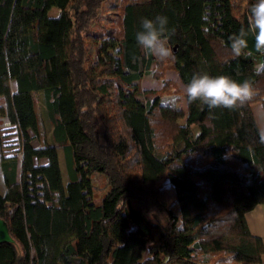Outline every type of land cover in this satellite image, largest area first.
Returning <instances> with one entry per match:
<instances>
[{"label": "trees", "instance_id": "trees-1", "mask_svg": "<svg viewBox=\"0 0 264 264\" xmlns=\"http://www.w3.org/2000/svg\"><path fill=\"white\" fill-rule=\"evenodd\" d=\"M252 3L0 0V117L18 141V153L0 150V219L14 239L0 244V264H220L225 253L264 264V240L246 220L264 205V140L252 109L264 110V51L248 31ZM157 15L168 18L164 59L135 39L141 20ZM241 29L247 44L234 55L230 38ZM170 71L184 85L201 71L247 79L254 94L231 109L185 94V112L142 88L170 86ZM38 94L44 147L33 144ZM96 173L108 182L101 203ZM165 174L177 209L157 187Z\"/></svg>", "mask_w": 264, "mask_h": 264}, {"label": "clouds", "instance_id": "clouds-1", "mask_svg": "<svg viewBox=\"0 0 264 264\" xmlns=\"http://www.w3.org/2000/svg\"><path fill=\"white\" fill-rule=\"evenodd\" d=\"M168 25V18L157 15L155 18H143L140 30L135 34L136 43L147 53L160 59L170 55V49L163 40V33ZM248 31L253 34L255 47L264 51V0H254L249 9ZM246 33L241 29L230 38V48L234 55H239L246 47ZM156 65H153V71ZM190 101H199L208 108H233L242 105L254 94L250 80L238 81L228 75H211L208 72H196L184 87ZM206 259L202 257L201 260ZM220 264H235V254L225 253Z\"/></svg>", "mask_w": 264, "mask_h": 264}, {"label": "rangeland", "instance_id": "rangeland-1", "mask_svg": "<svg viewBox=\"0 0 264 264\" xmlns=\"http://www.w3.org/2000/svg\"><path fill=\"white\" fill-rule=\"evenodd\" d=\"M110 9V7L108 8ZM59 11L57 9H52L50 16L57 17ZM166 80L171 82L170 86H166L164 81H144L142 83V88L144 90H153L162 98H165L167 102L172 103L180 107L185 112L187 111V104L185 99L184 87L177 76L173 71L166 73ZM35 112L38 120V137L33 141L35 147H44L48 144L49 139V128L47 127L43 112L42 104L40 101V94L36 95L35 98ZM253 112L257 120L258 126L260 128L262 138L264 140V110L261 104H255L253 107ZM17 137L15 135V129H13L9 124L6 118L0 117V150L4 154L14 155L18 153V143ZM59 157L61 162V167L63 171L64 182L67 184L68 178L65 169L64 154L63 151L59 150ZM93 194L95 197V203H101L102 198L105 194L109 192L107 180L99 173H96L93 176ZM157 187L162 190L165 194L167 204L169 208L177 209V203L175 200V191L174 187L169 181L168 174H165L161 177L160 181L157 184ZM5 192V184L0 177V193ZM160 238L159 233L155 232L153 235V240L156 241Z\"/></svg>", "mask_w": 264, "mask_h": 264}, {"label": "crops", "instance_id": "crops-1", "mask_svg": "<svg viewBox=\"0 0 264 264\" xmlns=\"http://www.w3.org/2000/svg\"><path fill=\"white\" fill-rule=\"evenodd\" d=\"M46 161H43L45 164ZM0 177L3 180V175L0 169ZM246 220L251 233L258 236L264 240V205L256 207L252 212L246 216Z\"/></svg>", "mask_w": 264, "mask_h": 264}, {"label": "water", "instance_id": "water-1", "mask_svg": "<svg viewBox=\"0 0 264 264\" xmlns=\"http://www.w3.org/2000/svg\"><path fill=\"white\" fill-rule=\"evenodd\" d=\"M13 242L14 239L10 235L8 224L4 220L0 219V244Z\"/></svg>", "mask_w": 264, "mask_h": 264}]
</instances>
